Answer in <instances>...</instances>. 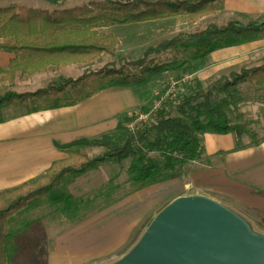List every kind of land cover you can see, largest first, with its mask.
Instances as JSON below:
<instances>
[{
  "label": "trees",
  "instance_id": "1",
  "mask_svg": "<svg viewBox=\"0 0 264 264\" xmlns=\"http://www.w3.org/2000/svg\"><path fill=\"white\" fill-rule=\"evenodd\" d=\"M221 1L103 0L53 11L0 7V51L14 55L6 67H0V80L12 82L17 75L23 79L51 68L60 70L72 64L89 63L102 54L113 55L119 40L105 28L181 15L194 23L214 14ZM262 38L264 21L256 19L212 23L193 33H180L158 46H150L138 59L124 60L118 65L106 63L76 78L58 77L35 91H7L0 95V123L4 121L3 109L9 106L21 107L26 113L72 106L107 87H140L148 76L197 61L215 49ZM162 51L178 56L168 62L165 57H150ZM242 83L264 89V59L259 65L222 75L212 84L213 90H203L197 84L192 92L163 103L156 111L155 122L134 133L125 126L127 114H121L112 133L96 138L80 137L69 143L55 142L67 157L53 162L43 174L0 191V264L12 261L7 250L12 237L9 217L45 197L55 203L69 201V195L59 192L61 181L76 179L104 163H120L131 157L127 167L129 180L148 185L171 178L176 175V167L201 159L205 133H234L239 138L249 133L254 137L244 123H234L227 113L229 101ZM215 93L223 97L213 101ZM140 110L146 111L148 107ZM85 147H99L102 153L89 156ZM151 151L158 152L163 163L149 160Z\"/></svg>",
  "mask_w": 264,
  "mask_h": 264
},
{
  "label": "crops",
  "instance_id": "2",
  "mask_svg": "<svg viewBox=\"0 0 264 264\" xmlns=\"http://www.w3.org/2000/svg\"><path fill=\"white\" fill-rule=\"evenodd\" d=\"M60 1L56 0V3ZM209 17L214 23L252 19L264 21V0H222L215 13ZM130 25L142 23L113 25L105 30L113 34L110 29ZM263 49L264 38L256 39L215 49L204 58L192 61L191 65L197 70L194 75L198 79L205 80L215 75L221 77L225 72L238 67H252L248 64L260 62L257 54ZM103 55L89 63L72 64L60 70L51 68L47 72L23 79L17 75L12 82L0 80V95L7 91H35L46 87L58 77L76 78ZM13 57L11 53L0 51V67H6ZM81 67L82 72L72 76V72ZM168 72L169 70L149 77H159ZM145 95L144 85L110 86L72 106L34 113H26L21 107L4 108V121L0 123V191L43 174L53 162L67 157L55 142L69 143L80 137L96 138L114 132L121 114L143 108ZM242 100L243 98L237 99V104H241ZM202 145V158L186 163L183 167L189 168V171L182 177L176 174L159 182L139 185L129 180L127 174V167L132 159L130 157L116 163L123 165L126 172L123 182L120 179L109 182V175L112 173L107 163L76 179L61 181L59 189L63 187L72 190L79 184L81 177L91 185L93 181L90 179L98 176V185L106 188L107 185H112L115 193L123 192L126 195L119 197L117 202L108 207H101L84 215L82 219H73L66 229L60 226L55 229L49 264H88L95 259L111 256L127 244L139 224L157 215L161 205L171 194L174 193L176 197L188 196L189 194L180 193L182 186L205 190L204 193L199 192V195L218 202L247 226L264 222V138L242 143L241 137L234 133H205ZM84 150L89 156L102 151L99 147H85ZM157 153L149 152V160L152 161L150 155ZM177 169L178 167V172ZM115 176L119 178L117 173ZM49 225H52L51 221Z\"/></svg>",
  "mask_w": 264,
  "mask_h": 264
},
{
  "label": "rangeland",
  "instance_id": "3",
  "mask_svg": "<svg viewBox=\"0 0 264 264\" xmlns=\"http://www.w3.org/2000/svg\"><path fill=\"white\" fill-rule=\"evenodd\" d=\"M99 1L103 0H61L55 4H51L46 0H0V7L24 6L31 9L53 11ZM212 20L213 19L208 15L192 23L181 15L164 20L142 23V25H130L128 27L124 26L110 29L119 40L115 53L113 55L108 53L104 54L96 63L90 65L88 70H94L93 68L95 67V69L100 68L110 61L111 63L118 65L124 60L130 61L138 59L143 56L144 52L150 46H158L160 43L170 40L173 37L178 36L180 33H193L202 30L209 24L214 23ZM225 23L226 22H216L218 25ZM157 56L161 58L165 57L168 62L176 58L178 55H175L171 51H162L159 55H150V57ZM257 57L260 62H252L248 65L253 66L257 63H262L264 59V49L259 51ZM239 68L241 67L236 69L238 70ZM82 69V67L75 69L74 72H72L74 74H70L75 77L77 72H82ZM196 71L197 70L194 65H191V62H189L176 67V69L169 70L168 73L161 75L162 77L148 76L147 82L144 84L146 102L143 107H150L153 105L158 95L165 91L170 79H178L187 74L193 75L194 79L191 83L185 84L183 86V90L179 91V94L192 92L197 84H200L203 90H213L212 84L220 78L219 75L201 80L194 75ZM217 77L219 78L216 79ZM236 88L238 93L231 101H229L227 111L228 116L234 123H244L247 126V129L254 135V137L249 135V133L242 135V143H250L252 140L255 141L263 139L264 102H262V100L264 101V89H257L248 83H242ZM222 97L223 94L215 93L212 100L219 101ZM239 98L240 100L243 98L241 104H237V99ZM150 157L152 161L163 163V158L158 153L150 155ZM107 166L109 171L112 173L109 175V182H114L119 179L121 182L125 180L124 175L126 172L123 170V165L108 162ZM177 170L178 172L176 171V174L182 177L183 174H186V172L189 171V168L179 166ZM115 173L119 175V178H116ZM180 179L182 181L184 180L183 178ZM90 180L95 182V184L92 182L91 185H89L85 182V178L81 177L79 179V184L74 186L72 190L70 188L64 189L61 187L59 192L65 196L69 195V201H60L55 203L49 201L47 199L49 197H45L37 202H32L27 208L22 209L9 217V229L12 233V237L7 250L10 259L12 258L11 264H49V254L53 252L54 241L52 238L54 236L55 229H59L60 227H64V229H66L68 227V223L73 219H82L84 215L97 211V209L101 207H108L117 202L119 197L126 195L123 192L115 193V187L112 185H107V188L98 185L97 183L100 180H98V176L93 177ZM91 181L88 182L90 183ZM184 188L185 187L182 186L180 193L199 195L200 193L205 192V190H201L197 187L194 188L190 186L188 188ZM174 192L176 193V189ZM175 198H177L175 194H171L170 197L161 205L160 209L162 210ZM154 217L152 219H147L143 224H139L133 230L131 238L127 244L115 251L111 256L98 258L97 260L95 259V261L89 262L88 264H114L122 259L138 243ZM49 220L52 222V225H49ZM247 230L250 233H256L264 236V222H259V224L253 223V225L247 226Z\"/></svg>",
  "mask_w": 264,
  "mask_h": 264
},
{
  "label": "water",
  "instance_id": "4",
  "mask_svg": "<svg viewBox=\"0 0 264 264\" xmlns=\"http://www.w3.org/2000/svg\"><path fill=\"white\" fill-rule=\"evenodd\" d=\"M114 264H264V236L216 201L179 196Z\"/></svg>",
  "mask_w": 264,
  "mask_h": 264
},
{
  "label": "built area",
  "instance_id": "5",
  "mask_svg": "<svg viewBox=\"0 0 264 264\" xmlns=\"http://www.w3.org/2000/svg\"><path fill=\"white\" fill-rule=\"evenodd\" d=\"M193 75H184L178 79H170L164 92L158 95L153 105L146 111L135 110L127 113L128 120L125 123L126 128L130 132L143 128L145 126H151L156 120V111L163 103L172 101L179 96V91L183 90V86L193 81Z\"/></svg>",
  "mask_w": 264,
  "mask_h": 264
}]
</instances>
